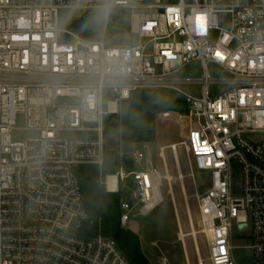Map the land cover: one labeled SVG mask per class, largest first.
<instances>
[{"label": "built area", "instance_id": "obj_1", "mask_svg": "<svg viewBox=\"0 0 264 264\" xmlns=\"http://www.w3.org/2000/svg\"><path fill=\"white\" fill-rule=\"evenodd\" d=\"M172 1L0 0V264H131L113 238L79 235L88 216L75 169L104 166V119L119 115L140 89L177 92L187 105V115L162 118L188 121L187 140L169 148L177 157L184 146L210 174L209 189L198 196L211 231L210 263L236 264L235 226L250 231L253 264H264V0ZM105 2L129 14L137 44L105 41L109 14L99 39L61 27V14L93 13ZM192 62L203 77L177 78ZM209 65L227 78H210ZM189 84H200L202 96L180 90ZM212 84L227 88L210 96ZM20 132L32 135L16 140ZM131 157L137 170L121 164L102 182L120 193L132 179L131 198L120 206L123 227L164 201L148 144ZM238 179L242 194L235 197Z\"/></svg>", "mask_w": 264, "mask_h": 264}, {"label": "rangeland", "instance_id": "obj_2", "mask_svg": "<svg viewBox=\"0 0 264 264\" xmlns=\"http://www.w3.org/2000/svg\"><path fill=\"white\" fill-rule=\"evenodd\" d=\"M178 0H173L176 3ZM192 2V0H187ZM147 4L154 3V0H146ZM96 11L91 13L94 17ZM71 12L61 14L60 25L66 27V22L70 19ZM109 26L105 33V41L114 47H121L128 44H137V40L130 36L126 26L129 19L128 13L112 10L109 13ZM104 19L96 23L93 20L91 27L92 38L99 39L102 36ZM210 78L226 79L227 74L212 65L208 66ZM204 71L199 62H192L186 65L177 74V78L200 80ZM180 90L193 96H202V86L200 84L180 85ZM225 85H210L208 93L210 96L219 94L226 90ZM160 97L173 100H182L181 94L170 90H158ZM157 137L160 146L171 144H181L187 140L188 121H180L176 116L170 118L157 117ZM19 127H23L19 123ZM30 132H20L14 135L16 140H24L31 137ZM73 134H63V137H70ZM264 140V134L260 136ZM107 147L120 150L121 143L119 136H107ZM153 166L158 169L162 177L161 193L164 201L153 212L147 216L132 218L130 223L123 227L137 234L140 238L141 251L149 264H162L166 259L168 264H211L208 254V239L204 233L206 228L200 216L198 196L209 189V173L200 171L194 165L192 156L186 148L180 145L177 149V157L172 151H165L164 166L163 159L157 150L159 146H149ZM143 146L134 147L130 155L142 150ZM178 159V160H177ZM169 173L173 180L166 182L164 176ZM132 179H128L121 184V200L129 201L132 194ZM106 189V187H105ZM107 191V189H106ZM108 192V191H107ZM233 196L240 197L241 182L238 179L233 186ZM75 232V225L72 229ZM196 233V236L192 234ZM180 233L186 236L180 240ZM250 231L245 230L243 234L234 226L231 233V244L235 247L233 257L236 264H253V254L247 246L250 245ZM199 251L197 250V244Z\"/></svg>", "mask_w": 264, "mask_h": 264}, {"label": "trees", "instance_id": "obj_3", "mask_svg": "<svg viewBox=\"0 0 264 264\" xmlns=\"http://www.w3.org/2000/svg\"><path fill=\"white\" fill-rule=\"evenodd\" d=\"M92 23L91 13L72 11L65 25L90 38ZM114 99V95H106L107 101ZM169 112L187 115V105L182 100L162 98L157 90L134 91L129 100L121 103L119 115H109L104 119L105 136H119L121 149L109 151L101 169L93 165H81L75 169L88 216L82 223L79 235L89 238L102 234L113 238L131 264L149 263L142 254L139 236L121 225V194L107 192L102 179L115 175L121 162L132 168L130 153L134 146L153 144L156 140V119Z\"/></svg>", "mask_w": 264, "mask_h": 264}, {"label": "crops", "instance_id": "obj_4", "mask_svg": "<svg viewBox=\"0 0 264 264\" xmlns=\"http://www.w3.org/2000/svg\"><path fill=\"white\" fill-rule=\"evenodd\" d=\"M178 100H180V99H178ZM183 101V100H182ZM169 113H173V112H169ZM161 117H162V115H160ZM159 117V116H158ZM157 120V119H156ZM120 143H121V139H120ZM155 145H157V146H159L158 147V151H159V156H164L165 155V151L167 150V149H169V147L171 146V145H174V144H171V145H166V146H160L159 145V143H158V137H157V123H156V140H155V142L153 143V144H148V146H155ZM138 146H143V144H138V145H136V147H138ZM135 147V146H134ZM150 148V147H149ZM111 150H115V149H111ZM108 152H109V150H108ZM131 156V155H130ZM122 157V155H120V158ZM133 160V159H132ZM121 164H123V162H121L120 163V166H121ZM127 169H129V170H137L138 169V167L134 164V162H133V167L132 168H128L125 164H123ZM120 166H119V168H120ZM119 170V169H118ZM158 170V169H157ZM118 172V171H117ZM116 175V174H115ZM109 176H114V175H109ZM103 180L104 179H102V182H103ZM110 193V192H109ZM119 194H121V188H120V193ZM123 201L121 200V203H122ZM122 225V224H121Z\"/></svg>", "mask_w": 264, "mask_h": 264}, {"label": "bare ground", "instance_id": "obj_5", "mask_svg": "<svg viewBox=\"0 0 264 264\" xmlns=\"http://www.w3.org/2000/svg\"><path fill=\"white\" fill-rule=\"evenodd\" d=\"M112 108H115V106L114 105H112ZM169 117H170V115H169ZM178 160V159H177ZM163 180L164 181H166V182H169V181H171V180H173V177L169 174V173H167L165 176H164V178H163ZM116 179L114 178V177H110L109 178V187L112 189H115L116 188ZM206 235H207V239H208V242H210L211 241V231L209 230V228H207L206 227V230H205V232H204ZM193 236H196V233L194 232V234H192ZM185 235H184V233H180V240H184L185 239ZM197 244V243H196ZM197 250L199 251V248H198V244H197Z\"/></svg>", "mask_w": 264, "mask_h": 264}, {"label": "clouds", "instance_id": "obj_6", "mask_svg": "<svg viewBox=\"0 0 264 264\" xmlns=\"http://www.w3.org/2000/svg\"><path fill=\"white\" fill-rule=\"evenodd\" d=\"M109 12H110L109 4L107 2L102 3L93 17L94 22L96 23L101 22L109 14Z\"/></svg>", "mask_w": 264, "mask_h": 264}]
</instances>
